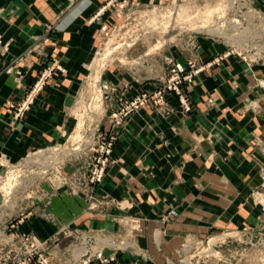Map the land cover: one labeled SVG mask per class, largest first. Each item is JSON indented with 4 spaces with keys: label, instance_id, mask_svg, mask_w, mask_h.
<instances>
[{
    "label": "crops",
    "instance_id": "0c3cea01",
    "mask_svg": "<svg viewBox=\"0 0 264 264\" xmlns=\"http://www.w3.org/2000/svg\"><path fill=\"white\" fill-rule=\"evenodd\" d=\"M102 1L0 0V153L11 160L58 137L60 116L71 104L98 43L100 21L90 17ZM33 46V57H26ZM202 46L204 57L217 50L206 42ZM179 61L184 63L183 58ZM224 62L222 68L196 76L188 89L190 110L180 108L169 94L171 112L143 107L130 115L113 147L117 161L96 189L106 197L101 205L105 214L91 217L83 212V201L61 195L50 206L53 222L39 217L31 226L29 221L23 224L40 239H52L49 250L55 264H75L70 251L79 240L65 236L64 227L83 234L98 229L109 242L133 243L124 249L105 247L104 254L114 257L106 264H157L167 259L183 264L178 258L189 239L227 223L256 221L249 195L257 185L255 168L264 165V115L239 107L245 97L256 96L249 85L253 72L262 71L231 57ZM50 63L66 72L53 74L27 120L11 129L1 109L4 99L22 98L37 69ZM106 77L128 97L157 87L156 81L139 82L116 70ZM115 201L127 206L118 208ZM170 209L175 214L167 216ZM119 214L137 218L138 231L132 233L117 221Z\"/></svg>",
    "mask_w": 264,
    "mask_h": 264
},
{
    "label": "rangeland",
    "instance_id": "374dc122",
    "mask_svg": "<svg viewBox=\"0 0 264 264\" xmlns=\"http://www.w3.org/2000/svg\"><path fill=\"white\" fill-rule=\"evenodd\" d=\"M109 2L110 0L102 1L90 17L91 20L100 21L96 29L98 43L91 59L84 66L71 104L60 116L58 137L53 138V141L45 139V145L32 147L14 161L7 154L0 153V264H26L25 253L30 249L31 243L44 241L48 247L46 252L55 264L57 259L49 250L52 239H40L24 225L29 221L27 226H31L30 222L39 217L53 222L54 215L50 206L53 199L61 195L83 201V212L91 217L107 212L101 206L90 208L93 203L102 204V200L106 198L104 195L95 190L91 201L85 195V189L90 187L87 185V178L94 158L99 155L103 136H110L112 113L136 95L152 92L146 90L128 97L114 80L106 77L108 71L123 72L143 83L156 81L159 86L164 84L170 74L168 59L182 63L179 58H183L185 70L181 78L185 79L180 84L181 90L166 92V95L176 97L180 108L188 111L193 105L188 89L196 76L206 69L222 68L225 59L229 57L242 61L232 54L218 63L214 59L232 50L228 42L230 31L227 23L233 13L231 3L234 2V7L243 10L247 0H113L108 4ZM263 6L264 1L254 0L253 7L264 13ZM104 14L106 17L102 20ZM204 42L216 46L217 50L211 55L202 56L201 53L205 51L202 46ZM35 49V46L31 47L25 53L26 57L32 58L31 53ZM134 61L137 63H133ZM246 66L251 70L257 67L262 73L253 72V82L249 86L256 92V96L245 97L239 109L242 112L264 115V64L254 62L251 66ZM55 72L65 73L66 69L57 63L40 66L37 74L27 82L22 98L4 99L1 109L8 114L11 129L18 128V124L27 120L32 107L50 84ZM166 95L162 104L150 100L146 107L157 109L161 114L171 112L174 107L167 101ZM28 99L31 100L28 108L16 115ZM207 102L212 104L211 100ZM125 123L115 134L107 170L117 161L113 155V147ZM254 173L258 177L257 185L251 189L249 200L253 209H257L256 221L249 223L245 219L240 225L227 223L223 228L211 229L202 237L189 239L182 247L178 262L264 264V165H257ZM73 190L75 193H72ZM125 216L117 215V221ZM64 230L69 229L64 227ZM92 231L96 232L98 229ZM27 264H39L37 255L34 254Z\"/></svg>",
    "mask_w": 264,
    "mask_h": 264
},
{
    "label": "built area",
    "instance_id": "2783aa9c",
    "mask_svg": "<svg viewBox=\"0 0 264 264\" xmlns=\"http://www.w3.org/2000/svg\"><path fill=\"white\" fill-rule=\"evenodd\" d=\"M247 5L241 10L237 6L234 7V2L231 3L232 16L227 20L229 24V44L231 51L222 55V57H217L214 59L216 63L220 60H223L226 56L232 54L238 59L242 60L246 65L251 66L254 62H261L264 64V13L253 7L254 0H247ZM113 2L110 0L108 4ZM105 8V7H103ZM237 8V9H236ZM169 60L170 74L168 78L164 80V84L157 86L152 92L147 93L143 92L135 97L129 99L126 104H124L118 111L112 113L111 115V130L110 136H103V141L100 143L99 155L94 158L93 166L90 169V173L87 178V187L85 195L88 197L89 201L92 200L93 193L96 189L95 186L103 180L105 172L110 165V156L112 152L113 140L117 130L122 127L129 115L134 111L146 107L150 100H153L157 104H162L165 101L166 92H180L182 83L181 75L184 73L185 66L179 62H172ZM31 103V100H26L20 109H18L19 115L22 113L28 105ZM90 188V189H89ZM75 193V190L72 191ZM103 202V200H102ZM124 201H115V205L118 208H125L127 204L123 203ZM99 203V202H98ZM93 203L90 205L92 209L94 206L98 207L102 204ZM93 206V207H92ZM175 214V211L170 209L168 215ZM116 218V217H115ZM125 219V221H124ZM127 224L130 232L135 233L139 229L138 219L131 216L121 217L119 222ZM62 232L65 236L78 238V243L72 247L70 251V259L75 264H90L93 261H97L100 264H106L114 259L113 256H106L104 254L105 247H113L118 249H124L133 245L131 241L127 240H117L113 239L110 242L107 241L106 235H103L101 231H96L92 233H75V231L64 230ZM105 242H102V241ZM128 242V243H124ZM111 243V244H109ZM48 247L46 246V241L31 243L30 249L27 250L25 257L27 258L26 264L34 257V254L37 255L39 264H54L50 257V254L46 252ZM182 250V249H181ZM25 258V259H26ZM71 262V263H72ZM70 264V263H67ZM157 264H175L174 261L167 259L164 263Z\"/></svg>",
    "mask_w": 264,
    "mask_h": 264
},
{
    "label": "bare ground",
    "instance_id": "6f19581e",
    "mask_svg": "<svg viewBox=\"0 0 264 264\" xmlns=\"http://www.w3.org/2000/svg\"><path fill=\"white\" fill-rule=\"evenodd\" d=\"M217 10V9H216ZM219 10V9H218ZM221 10V9H220ZM133 63H137L136 61H134ZM102 242H105L104 240Z\"/></svg>",
    "mask_w": 264,
    "mask_h": 264
}]
</instances>
